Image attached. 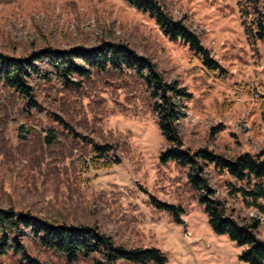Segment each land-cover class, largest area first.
Segmentation results:
<instances>
[{"label": "rangeland", "instance_id": "1", "mask_svg": "<svg viewBox=\"0 0 264 264\" xmlns=\"http://www.w3.org/2000/svg\"><path fill=\"white\" fill-rule=\"evenodd\" d=\"M158 1L198 36L215 71L124 0H0V52L28 58L47 48L127 46L190 94L179 122L185 148L264 157V0ZM37 92L44 114L27 113L0 87V210L96 227L126 248L161 251L166 264H247L243 249L211 228L186 169L162 160L167 143L140 80L101 73L78 90L42 85ZM48 112L62 115L85 139L69 136ZM51 130L58 137L53 145L45 140ZM85 140L112 146L119 162L102 167L111 160L99 159ZM205 173L235 218L261 222L257 234L264 241V216L228 194V176L213 166ZM162 205L181 208L179 221ZM22 244L41 264H69L31 239ZM0 264H22V257L11 252ZM75 264L105 261L94 256Z\"/></svg>", "mask_w": 264, "mask_h": 264}, {"label": "trees", "instance_id": "2", "mask_svg": "<svg viewBox=\"0 0 264 264\" xmlns=\"http://www.w3.org/2000/svg\"><path fill=\"white\" fill-rule=\"evenodd\" d=\"M124 1L133 9L149 14L171 41H182L188 45L208 70H216L218 64L210 57L198 36L187 27L184 20L173 18L158 0ZM260 26L264 31V25ZM101 73L129 75L146 85L158 127L167 143L162 160H174L186 169L188 184L205 210L211 228L219 235H228L243 249L240 260L247 264H264V241L257 234L261 222L235 218L226 204L216 198V192L211 188L205 173L207 167L213 166L214 171L228 176L230 180L224 182L228 194L241 198L245 207L255 209L264 216V157L245 153L227 158L207 149L192 151L185 148L179 122L185 117V102L190 94L177 82H166L150 61L119 44L105 43L92 49L75 48L67 51L47 48L28 58H16L0 52V87L17 96L24 110L31 114H44V106L37 92L40 86L55 85L59 89L78 90L85 81ZM48 115L69 136L85 139L75 132L62 115L57 112H48ZM45 140L50 145L56 143L58 137L54 130ZM84 142L93 148L99 159L108 157L111 160L103 162L102 167L108 168L119 162L112 146L99 145L91 140ZM91 161L96 166L100 163V160ZM162 206L174 211L179 221L183 213L181 208ZM25 238L63 257L69 264H75L81 259L89 260L94 256L101 257L105 264H166L161 251L126 248L96 227L67 226L13 210H0V257L13 252L22 257V264H41L25 252L22 244Z\"/></svg>", "mask_w": 264, "mask_h": 264}]
</instances>
